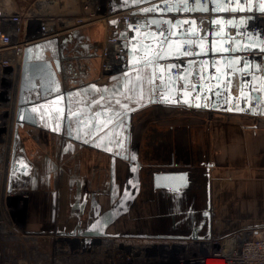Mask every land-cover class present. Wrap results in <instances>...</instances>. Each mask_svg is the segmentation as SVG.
Listing matches in <instances>:
<instances>
[{"label": "crops", "instance_id": "1", "mask_svg": "<svg viewBox=\"0 0 264 264\" xmlns=\"http://www.w3.org/2000/svg\"><path fill=\"white\" fill-rule=\"evenodd\" d=\"M105 36L94 24L32 47L56 73L44 99L26 94L36 125L15 136L32 223L164 246L264 228V117L158 103L149 68L102 73Z\"/></svg>", "mask_w": 264, "mask_h": 264}, {"label": "built area", "instance_id": "2", "mask_svg": "<svg viewBox=\"0 0 264 264\" xmlns=\"http://www.w3.org/2000/svg\"><path fill=\"white\" fill-rule=\"evenodd\" d=\"M43 0L40 4L46 3ZM220 8L214 12L212 0H82L83 18L68 25L64 20L50 18L53 12L51 4L43 8L34 7L25 13H12L0 10V163L10 162L8 176H14L12 164L15 163L16 130L21 122L17 121L21 70L25 51L39 42L50 41L63 37L78 28L99 24L105 27L106 36L100 45L101 70L104 75H115L127 69L129 52L136 51L137 33L149 35L154 32L155 38L147 40L164 41L165 38L188 41L202 38L206 42L223 41L226 54L203 56L209 59L210 74L222 78V72L228 77L221 80L225 89L219 95L212 96V102L218 109H226V100L238 102L241 83H245L246 92L262 90L264 87V10L257 0H218ZM219 3V2H218ZM216 3V4H218ZM208 4L207 12L196 11L197 5ZM47 10L46 14H42ZM157 17L169 20L171 26L163 22L160 27L149 26V18ZM262 19L261 21H258ZM219 34L220 36H215ZM184 36V37H182ZM185 49L197 51L193 43ZM222 56H226L222 61ZM197 60L195 57L182 56L163 63L174 65L172 74L185 69V63ZM213 60V61H212ZM181 65V66H180ZM180 66V67H179ZM207 69V70H208ZM192 82L194 74L205 75L204 63L195 62L191 68ZM230 77V79H229ZM229 79V80H228ZM165 81L163 76L157 80L158 94ZM230 87L227 88V85ZM215 92V89L211 91ZM259 92V91H258ZM219 99V100H217ZM209 110V109H208ZM213 111L215 109H212ZM5 155V158H4ZM11 165V166H10ZM210 237L207 241H209ZM198 239H189L180 244L185 251L178 256L176 264H264V228L247 231H236L225 238H213L208 246L201 247ZM192 249V251H187ZM168 264H171L169 261Z\"/></svg>", "mask_w": 264, "mask_h": 264}, {"label": "rangeland", "instance_id": "3", "mask_svg": "<svg viewBox=\"0 0 264 264\" xmlns=\"http://www.w3.org/2000/svg\"><path fill=\"white\" fill-rule=\"evenodd\" d=\"M37 1L12 0L8 4L0 2V10L8 9L9 12L24 16L30 9L43 8L48 3L47 1L40 4ZM72 2L67 4L64 0H54L52 5L55 4V10L51 12L48 19L53 17L61 20L62 18L70 25L83 18L82 0ZM78 7L80 13L76 12ZM46 13L47 10L40 12L43 18H45L43 14ZM204 111L209 117L214 114L210 110ZM250 118L257 119L256 117ZM259 120L254 122L253 129L264 128V122ZM14 150L16 149L9 148L8 159L11 151ZM9 163L8 161L4 163L6 167L3 166L2 173L0 170V264H168V261L176 264L179 261L178 256L185 251L180 244L175 243L164 246L142 243L126 244L109 239L89 240L80 234H66L59 227L43 224L44 221L43 223L40 220L35 221L34 225L31 217V202L29 203L30 196L19 194V191L15 189L12 190L16 188L13 183L16 177L15 175L8 176ZM15 169L16 166L13 163L12 170L15 171ZM247 230L251 229L237 231ZM230 234L211 239L225 238ZM208 239L197 242V244L201 247L208 246L211 241V239L207 241ZM187 251H192V249H187Z\"/></svg>", "mask_w": 264, "mask_h": 264}, {"label": "water", "instance_id": "4", "mask_svg": "<svg viewBox=\"0 0 264 264\" xmlns=\"http://www.w3.org/2000/svg\"><path fill=\"white\" fill-rule=\"evenodd\" d=\"M263 1L264 0H257ZM219 2V3H218ZM214 5V12L220 8V1L212 0ZM218 3V4H216ZM260 10H264V5H259ZM194 10L207 12L209 10L208 4L197 5ZM149 26L142 25L141 29L149 28L150 26L160 27L163 22H166L169 27L171 22L169 20L159 19L157 17L149 18ZM141 33H137V47L136 51L131 49L129 52V63L127 69L133 68H149L153 76L152 93L155 95V99L161 104H180L183 103L189 107L198 109H218V104L212 102L213 95H219L225 88L220 85L221 80H225L228 75L226 72H222V78L218 75H212L209 72L210 60L203 56L226 54L230 50L224 49L223 41L213 40L206 42L204 39L199 38L195 41H188V39L182 38L178 41L165 38L164 41H154L153 43L146 44L147 40L155 38L154 32H151L148 36L142 34V38H139ZM215 36H220L216 34ZM184 37V36H182ZM194 44L198 47L197 51L186 50L187 44ZM182 56L195 57L197 60H190L185 63L184 71L178 74H172L171 68L174 65H163L164 62L180 58ZM226 56H222V61H225ZM204 63L206 68L205 75L194 74L197 82H192L191 68L195 65V62ZM213 61V60H212ZM181 66V65H180ZM179 66V67H180ZM208 69V70H207ZM160 76L165 78V81L161 82L163 88L160 94H158L157 80ZM230 79V77H229ZM228 79V80H229ZM56 83V73L51 64L43 60L34 59L32 48H28L25 51L24 61L21 71L20 88H19V102L17 109V121L22 123H29L36 125V119L29 109V104L35 103L30 101L28 103L26 94L39 90L40 97L42 99L48 95L53 86ZM245 83L242 82L240 86V94L238 102L235 99L229 98L226 100L227 111H236L238 113L245 112L252 116L264 117V87L262 90L253 91V94L246 92ZM230 84L227 85V88ZM215 89V92L211 91ZM154 99V100H155ZM219 100V99H217Z\"/></svg>", "mask_w": 264, "mask_h": 264}, {"label": "bare ground", "instance_id": "5", "mask_svg": "<svg viewBox=\"0 0 264 264\" xmlns=\"http://www.w3.org/2000/svg\"><path fill=\"white\" fill-rule=\"evenodd\" d=\"M262 19H260L259 20V18H258V21H261ZM180 106H182V105H180ZM185 107V106H184ZM192 109H193V107H191ZM194 109H198V108H194ZM200 110H208V109H200ZM210 111H212V113H214V111L212 110V109H209ZM246 116H248L247 114H245ZM250 117V116H249ZM254 117V116H253ZM256 118H261L260 116H256ZM10 147H12L11 145H9V148ZM4 163L5 162H3V159L1 158V163H0V170H1V173H2V168H4V167H6V165L4 166ZM4 166V167H3ZM13 189H15L16 190V188H12V190ZM14 191V190H13Z\"/></svg>", "mask_w": 264, "mask_h": 264}]
</instances>
